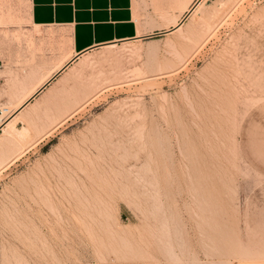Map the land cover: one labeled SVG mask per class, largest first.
Instances as JSON below:
<instances>
[{
    "label": "rangeland",
    "instance_id": "1",
    "mask_svg": "<svg viewBox=\"0 0 264 264\" xmlns=\"http://www.w3.org/2000/svg\"><path fill=\"white\" fill-rule=\"evenodd\" d=\"M19 2L0 115L56 65ZM186 16L76 58L0 130V264H264V0Z\"/></svg>",
    "mask_w": 264,
    "mask_h": 264
},
{
    "label": "crops",
    "instance_id": "2",
    "mask_svg": "<svg viewBox=\"0 0 264 264\" xmlns=\"http://www.w3.org/2000/svg\"><path fill=\"white\" fill-rule=\"evenodd\" d=\"M28 10L29 25L42 27L43 31L38 34L55 41L50 44L53 50L46 51L45 62L50 63L71 62L96 47L144 37L166 28L162 19L156 20L149 0H28ZM52 68L43 67L39 72L43 74L40 79ZM63 71L53 73L39 91L49 86ZM39 75L37 73L34 78L39 79ZM4 76L0 73L1 85L4 84ZM29 85L24 84V88ZM21 111L13 113L17 115Z\"/></svg>",
    "mask_w": 264,
    "mask_h": 264
},
{
    "label": "bare ground",
    "instance_id": "3",
    "mask_svg": "<svg viewBox=\"0 0 264 264\" xmlns=\"http://www.w3.org/2000/svg\"><path fill=\"white\" fill-rule=\"evenodd\" d=\"M18 1V3H21V2H19V0H17ZM21 1V0H20ZM24 1V0H23ZM201 1L202 0H186L183 4H182V6L180 7V13H179V15H177V16H172V17H170V18H168L167 17V19H166V22L164 23V24H166V31L167 32H174V31H178V33L180 32L179 30H181L182 29V25H183V22H184V20L186 19H184V17L187 15V16H192V14L196 11V9H197V7H198V5L201 3ZM13 7H15V6H13V3H12V0H0V28H2V22L4 21V17H6V15H8L9 13H11L12 12V10L14 9ZM18 8V7H17ZM14 11H15V9H14ZM182 11H184V14L182 15ZM186 16V17H187ZM168 24H171V26H169ZM6 29V28H5ZM17 30V29H16ZM18 31V30H17ZM166 32V33H167ZM175 32V33H176ZM14 34H16L15 32L14 33H12V35H14ZM177 34V33H176ZM213 34V33H212ZM8 35V31L7 30H4V31H2V37L4 36H7ZM8 37V36H7ZM130 39H127V41H129ZM169 42V41H168ZM204 42V41H203ZM202 42V43H203ZM127 44H128V42H126ZM130 43V42H129ZM132 43V42H131ZM167 43V42H166ZM136 44V43H135ZM135 44L133 45L134 47H135ZM138 44V43H137ZM170 44V43H169ZM117 45V43H115V42H110L109 44H107V45H105V47H109V46H116ZM123 45H125V44H123ZM147 45V44H146ZM132 45H128L126 48H133V47H131ZM150 48H149V50L151 49V45H148ZM200 46H201V44H200ZM199 46V47H200ZM123 47V46H122ZM125 47V46H124ZM113 48V47H112ZM121 47H119V49H120ZM125 48V49H126ZM137 48V47H136ZM135 48V49H136ZM139 48V51H141L140 50V47H138ZM138 48H137V51H138ZM144 48V47H143ZM148 48V47H147ZM108 49H110V47L108 48ZM118 49V48H117ZM122 49V48H121ZM124 50V49H123ZM123 50H121V51H123ZM132 50V49H131ZM152 50V49H151ZM110 52H111V50H109ZM113 51V50H112ZM133 51H135V50H133ZM133 51H132V53H133ZM136 51V52H137ZM126 52V51H125ZM127 52H129V51H127ZM126 52V53H127ZM89 53V52H88ZM118 53V52H117ZM131 53V52H130ZM139 53V52H138ZM86 55H87V53H85ZM85 54H83V56H85ZM121 55V54H120ZM92 56V55H91ZM81 57V56H80ZM80 57H78V58H80ZM73 59V58H72ZM72 59H70L69 61H71ZM76 59V58H75ZM74 59V60H75ZM91 59V58H90ZM74 60H72L71 62H64V61H60V62H58V63H56V65L52 68V71H50V72H48L47 74H46V76L44 75V77H42L41 79H39V82L37 83V84H35L34 86H32L31 87V89L29 90V91H27V92H25L23 95H22V97L21 98H19V100L14 104V106H12L11 108H8L6 105H4L3 107H2V110L3 111H5L2 115H0V130H3V129H5V127L6 126H8L9 127V125L10 124H12V122L14 121L13 119L15 118V115L16 114H14L13 112H17V111H21L22 110V108L23 107H26V105L28 104V103H30V98L32 99L33 97H35L34 95L39 91V89L42 87V86H44V84H46L49 80H50V76L52 77V74L53 73H57V71H63L64 69H66V68H69L70 67V65L72 64V63H74ZM77 60V59H76ZM85 61H87V59L84 57H82V58H80V60H78V65H83V64H81V63H84L85 65L87 64V63H91L90 62V60H89V62H87V63H85ZM77 62V61H76ZM68 63H70V64H68ZM68 64V65H67ZM92 64V63H91ZM67 65V66H66ZM66 66V67H65ZM65 67V68H64ZM64 68V69H63ZM63 69V70H62ZM12 110H16V111H12ZM74 113V112H73ZM11 114L13 115L12 117H8V116H11ZM68 115V114H67ZM65 119V118H64ZM63 119V120H64ZM13 120V121H12ZM62 120V119H61ZM60 121V120H59ZM63 123V122H62ZM61 124V123H60ZM55 125V124H54ZM11 127V126H10ZM51 128V127H50ZM7 129V128H6ZM10 128H8V130H9ZM47 131V130H46ZM45 131V132H46ZM2 133V132H1ZM6 133H7V131H6ZM5 133V134H6ZM47 134V133H46ZM1 136V135H0ZM41 137V136H40ZM43 137V136H42ZM41 139V138H40ZM36 143V142H35ZM34 143V144H35ZM27 147V146H26ZM29 147V146H28ZM27 149V148H26ZM18 152H20V151H18ZM17 156H19V155H17ZM16 156V157H17ZM14 157V156H13ZM15 158V157H14ZM13 158V159H14ZM12 159V158H11ZM15 160V159H14ZM8 161H10V159L8 160ZM11 162V161H10ZM7 163V162H6ZM7 165H8V163H7ZM6 165V166H7ZM0 168H1V166H0ZM5 168V167H4ZM1 171V170H0Z\"/></svg>",
    "mask_w": 264,
    "mask_h": 264
}]
</instances>
